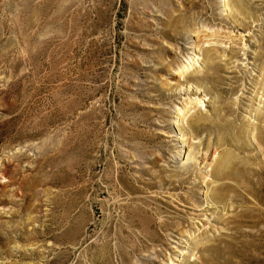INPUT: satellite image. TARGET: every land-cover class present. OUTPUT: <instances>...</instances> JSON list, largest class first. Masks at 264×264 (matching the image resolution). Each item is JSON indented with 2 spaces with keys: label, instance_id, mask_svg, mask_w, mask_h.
Instances as JSON below:
<instances>
[{
  "label": "rangeland",
  "instance_id": "374dc122",
  "mask_svg": "<svg viewBox=\"0 0 264 264\" xmlns=\"http://www.w3.org/2000/svg\"><path fill=\"white\" fill-rule=\"evenodd\" d=\"M261 130L264 0H0V264H264Z\"/></svg>",
  "mask_w": 264,
  "mask_h": 264
},
{
  "label": "bare ground",
  "instance_id": "6f19581e",
  "mask_svg": "<svg viewBox=\"0 0 264 264\" xmlns=\"http://www.w3.org/2000/svg\"><path fill=\"white\" fill-rule=\"evenodd\" d=\"M206 53H207V55H209V56H212V53H210L208 50L206 51ZM208 56V57H209ZM214 57V56H213ZM210 67H211V69H213V72H212V74H214V73H216L217 72V69H218V64H216V62H213L212 63V65H210ZM206 75V74H205ZM210 75V73L209 72H207V76H209ZM211 76V75H210ZM213 77V76H212ZM208 119L206 118V116L204 115V114H201L196 120H194L193 121V126L195 127V128H201V127H203V126H205L207 123H208V121H207ZM222 124H223V126H222V129L223 128H230L231 126H233V127H235L236 128V131H235V134H236V136H238V138H237V140L239 141V139L241 138V136L243 135V133H244V131H243V129L241 128V127H236V126H234L233 125V122L232 121H229V120H225L224 121V123L222 122ZM218 125V124H217ZM219 125H221V124H219ZM221 127V126H220ZM224 130V129H223ZM227 130V129H226ZM230 130H231V128H230ZM233 130H235V129H233ZM257 137H258V140H260V142L264 145V130H261V131H259L257 134ZM226 138V137H225ZM233 138H235V136L233 137ZM228 139V138H227ZM222 140V139H221ZM259 142V143H260ZM238 143H240V142H238ZM238 148H240L241 150L242 149H244L245 148V144H243V143H240L239 145H238ZM239 150V149H238ZM247 150V149H246ZM229 154H230V152H226V153H224V161L226 162V163H228V165H227V167L228 166H230V167H232L234 170H237L238 171V173L240 172L241 174H242V171H249L250 172V170L252 169L251 167H252V165H251V167L249 166V165H247V164H245V165H243V167H241V166H239L238 165V162H237V160L236 159H233L232 160V158L231 157H228L229 156ZM252 158V157H251ZM256 158V157H255ZM254 160V159H253ZM249 163H251V161L249 162ZM248 163V164H249ZM252 164V163H251ZM251 168V169H250ZM262 168V167H261ZM227 168H225V169H222V172H221V174H223L224 176L226 175H229L230 173H231V170H226ZM263 169V168H262ZM253 170V169H252ZM252 172H254V173H256L257 175H258V181H260L261 182V180H262V171H261V169L259 170H255V168H254V170L252 171ZM252 172H251V174H252ZM1 176H6V174H7V172H6V170H1ZM236 174V173H235ZM243 174H245L247 177L249 176V174L248 173H243ZM251 177V176H250ZM249 177V178H250ZM247 179V178H246ZM185 181V179H183V180H181V183L179 184V186L180 185H182V183ZM252 181H253V179H252ZM161 183H162V185H165L166 183H167V179H164V178H162L161 179ZM257 183V182H256ZM1 184V183H0ZM248 184H251V181L250 180H248ZM256 185V184H255ZM179 186L178 185H176V184H173V186H172V188L173 189H177V188H179ZM220 186V185H219ZM261 186V185H260ZM220 188L221 189H227L228 188V184H225V183H223V184H221V186H220ZM249 192L252 194V195H255V197L256 196H261L262 195V192H263V186H261V187H256V186H252V187H250L249 188ZM264 193V192H263ZM221 196H223V195H221ZM176 199H177V201H178V206H177V210H179L180 212H185V210H193V211H195V213L194 214H198V212L196 213V211H199V209L191 202V198H190V196H184L183 194H177L176 195ZM264 201V200H263ZM139 212H142V210L140 209L139 210ZM145 215V217L144 218H142L141 220H139V226H141L140 228H141V230H144V233H146L148 236H150L151 238H155V234H154V231H152L153 229L152 228H150V222H151V218H150V216H147L146 214H144ZM149 215V214H148ZM143 216V215H142ZM161 224L163 225V226H166L167 225V221H166V219H164V218H162V221H161ZM179 224H181V223H179ZM152 229V230H151ZM179 231V230H178ZM183 233V232H182ZM210 250V249H209ZM212 250V249H211ZM217 251V250H216ZM210 252V251H209ZM222 253V252H221ZM224 256V255H223ZM150 260V259H149ZM221 260H222V258H221ZM220 260V258H219V254L217 253V252H213V254H211V257L210 258H202V264H231V262H230V260H228V259H226V260H224V261H221ZM152 261V260H151ZM154 262V261H153ZM194 264V263H193Z\"/></svg>",
  "mask_w": 264,
  "mask_h": 264
}]
</instances>
